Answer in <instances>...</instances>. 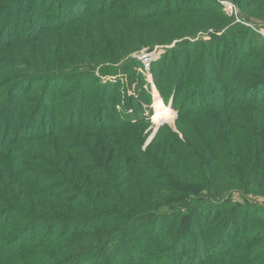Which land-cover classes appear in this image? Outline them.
<instances>
[{
    "label": "trees",
    "instance_id": "obj_1",
    "mask_svg": "<svg viewBox=\"0 0 264 264\" xmlns=\"http://www.w3.org/2000/svg\"><path fill=\"white\" fill-rule=\"evenodd\" d=\"M203 1L0 0V264H264V53ZM232 1L264 24V0ZM210 23L242 55L152 66L177 113L146 143L98 74Z\"/></svg>",
    "mask_w": 264,
    "mask_h": 264
},
{
    "label": "rangeland",
    "instance_id": "obj_2",
    "mask_svg": "<svg viewBox=\"0 0 264 264\" xmlns=\"http://www.w3.org/2000/svg\"><path fill=\"white\" fill-rule=\"evenodd\" d=\"M187 1H192V0H187ZM203 5L210 7L212 11L215 13L217 11L218 13L216 14L221 18L222 16H225L226 19H228L229 25L238 24L239 27L237 26L236 28H238L241 32L247 30L248 35L251 36L252 33L254 34V36H251L253 39L246 40L245 46L247 49L245 48L246 52H243V57H248L249 55H251V57H254V55L256 54L259 55L264 53V49L259 50L260 46L264 45V24L260 20L251 17L246 11L242 10L232 0H204ZM200 16L204 17L205 15L200 14ZM212 25L213 23H210L209 25L207 24V26L205 27L196 28L195 30L198 31H196L195 33L192 32L191 35H182V34H176L175 32L172 33L166 32L164 37H166V39H168L169 42L165 44L157 43L150 47H144L140 49L138 52L132 54V57L137 60V64L131 67L127 72H117L113 75H105V76L98 74L99 80L101 81L109 80L111 83L118 85L117 87L113 86V88H111L115 93L114 96H112V94L109 93V95L113 99L114 98L118 99L119 102L117 105L118 112L122 110V105L125 103L127 97L132 96L133 100L137 102L136 104H140L142 107L141 112L138 113H140L142 116L150 117V124L147 129L149 130V135L146 140V143L149 138L150 140L153 138V136L161 126H167L172 129H175L174 119L177 113L176 108L170 107V104L172 105V101H173L172 95L168 97L166 96L162 97L160 91L156 87L153 78L154 75L152 71V66L158 65L159 62L161 61L158 67L160 68L164 64L163 74L165 73L168 74V72L174 68L173 65L174 63H178L179 61L187 62L188 58L186 54L188 52L192 51L193 53H195L197 51L196 55L202 58V55H200L199 53H201V49H206L209 43H210V47H215L216 51H218L219 53H222L221 49L222 47H225L227 53H225L224 56H226L227 59L230 55L233 56L242 55V53H240L241 52L240 48H238L237 50V47H235V45L232 44L233 42H235V37L237 39H239L240 37L231 34L232 30L230 33L227 34L223 29L224 27L220 29H214ZM199 43L201 44V46H198ZM240 43L241 41L239 40V44H238L239 47H241ZM173 48L174 50L168 53V51ZM98 53L99 51L98 49H96V54ZM166 53H168L169 58L164 63L163 55ZM221 63H223L224 66H230V67L236 66L242 69L250 62L232 61V63L229 64L228 61L219 62V61H215V59L211 62V64L214 65L213 67L221 66ZM131 73L134 74V80H130ZM186 75H191V72H187ZM238 81H240V78ZM91 82H93V79H91ZM136 84H138V86H136ZM183 87L184 86H182L181 89H183ZM57 89L59 90L58 87ZM157 100L160 102L159 103L160 106L167 105L173 110V116L171 118L164 119L158 123L154 122L153 119L151 118V116L158 107V104L156 103ZM128 111L131 112L129 115H133L134 118L136 117V113H134L135 110L134 112L133 109L131 110L129 109ZM138 113L137 115H140Z\"/></svg>",
    "mask_w": 264,
    "mask_h": 264
},
{
    "label": "bare ground",
    "instance_id": "obj_3",
    "mask_svg": "<svg viewBox=\"0 0 264 264\" xmlns=\"http://www.w3.org/2000/svg\"><path fill=\"white\" fill-rule=\"evenodd\" d=\"M156 103L158 104V107L151 116L154 122L158 123L164 119H169L173 116V110L169 106H160V102L158 100Z\"/></svg>",
    "mask_w": 264,
    "mask_h": 264
},
{
    "label": "water",
    "instance_id": "obj_4",
    "mask_svg": "<svg viewBox=\"0 0 264 264\" xmlns=\"http://www.w3.org/2000/svg\"><path fill=\"white\" fill-rule=\"evenodd\" d=\"M150 141V138L148 139L147 143Z\"/></svg>",
    "mask_w": 264,
    "mask_h": 264
},
{
    "label": "built area",
    "instance_id": "obj_5",
    "mask_svg": "<svg viewBox=\"0 0 264 264\" xmlns=\"http://www.w3.org/2000/svg\"><path fill=\"white\" fill-rule=\"evenodd\" d=\"M226 3V2H225ZM150 57V56H149ZM149 57H147V58H149Z\"/></svg>",
    "mask_w": 264,
    "mask_h": 264
}]
</instances>
